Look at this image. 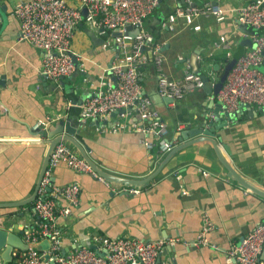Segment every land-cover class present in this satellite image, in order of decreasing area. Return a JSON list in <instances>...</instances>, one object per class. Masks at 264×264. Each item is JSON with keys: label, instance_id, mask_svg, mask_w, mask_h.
<instances>
[{"label": "crops", "instance_id": "obj_1", "mask_svg": "<svg viewBox=\"0 0 264 264\" xmlns=\"http://www.w3.org/2000/svg\"><path fill=\"white\" fill-rule=\"evenodd\" d=\"M20 1L0 0V78L4 81L0 95V121L4 122H0L1 142L28 139L29 129L33 130L34 123L46 121L48 127L58 115H67L69 105H65L61 92L63 83L73 84L71 76L59 82L40 76L44 51L20 39V22L13 14L15 5ZM67 1L80 6L79 0ZM205 1L200 0L196 4ZM232 1L221 0V4L224 7L236 6L235 1L239 0ZM162 3L174 10L183 4V0H163ZM159 15L160 10L156 8L145 18L147 27L143 23L144 28L153 34L151 28L157 24L152 20ZM198 23L202 29L194 31L185 27V21L179 19L177 32L164 30L162 24L161 34L156 36L164 42V67L169 76L182 78L188 65L194 72H206L211 67L213 74L219 76V70L223 69L225 63L222 51L211 54L212 41L221 35L227 36L233 45L234 54L240 42L253 34V30L233 15L221 22L203 18ZM89 32H93L98 43L93 41ZM211 34L214 37L209 40ZM110 35L109 32L101 33L90 28L85 22L75 30L71 50L73 56L86 63L85 74L75 77L80 92L93 91L99 77L108 72L116 50L113 47L103 48L99 41L101 38L106 40ZM199 44L204 46L200 52L203 61L197 58L192 61ZM83 76L89 79V83L84 82ZM141 80L144 93L151 98L167 122L169 138L175 144L168 152H160L157 148L148 150L145 143L147 136L142 133L102 132L92 125V129L88 130L89 139L96 157L102 161L103 169L115 175L144 181L156 176L139 193H117L111 186L88 173L77 172L65 164L59 165L54 172L55 181L59 184L75 182L80 186L78 204L71 209L70 215L58 219L63 251L69 252L76 247L93 244L94 233L110 238L130 236L143 241L177 238L175 244L165 246L159 253V264H237L227 259L226 252L256 224L264 221V198L228 178L209 143H199L180 151L174 149L181 143L176 136L189 128L188 123L195 124L199 118L213 113L210 108L214 94L200 87L175 101L161 96L152 60ZM215 100L219 102L216 97ZM246 106H249L251 114L236 117L226 127V141L233 152L228 159L246 178L264 183V106ZM130 112L128 122L144 123L134 109H130ZM8 114L16 120L25 121L28 126L11 119ZM117 118L118 114L112 112L109 125H113ZM199 149L205 150L207 154L199 156ZM5 156L3 166L11 161ZM20 160L23 158L20 157ZM203 171L208 174L204 175ZM28 191L26 187L16 190L15 194L24 195ZM61 204L65 205L66 202L61 201ZM26 208L28 206L21 210ZM205 213L214 223L208 238L215 246L194 244L203 226ZM2 220L0 214V222ZM37 220L34 209H31L19 218L21 225L18 229L26 231L35 226ZM98 248L104 252L101 247ZM19 253L14 251L13 264H16V255ZM2 262L0 260V264ZM43 264L55 263L43 261Z\"/></svg>", "mask_w": 264, "mask_h": 264}, {"label": "built area", "instance_id": "obj_2", "mask_svg": "<svg viewBox=\"0 0 264 264\" xmlns=\"http://www.w3.org/2000/svg\"><path fill=\"white\" fill-rule=\"evenodd\" d=\"M80 6L71 5L67 0H21L13 10L20 22V39L28 41L44 51L40 76L45 80L59 82L72 76L76 69L71 42L75 30L85 22L90 28L111 35L103 41V48L118 47L112 67L99 77L93 95L81 105L80 120L83 123L99 122L102 132H137L147 136L146 148H157L168 152L174 146L169 138V126L151 98L144 93L141 77L151 60L157 74L158 93L172 100L185 97L188 93L204 85L201 73L194 72L188 65L182 78L169 76L164 67V42L154 37L143 26L144 20L159 7L163 0H79ZM86 9L87 14H83ZM251 30L253 45L246 47L242 57L228 73L223 86L215 96L227 111H233L242 105L264 106V0H250L243 5L224 7L221 0H207L194 4V0H183V4L174 8L162 24L169 31L177 32L179 19L185 21V27L200 31V19L212 18L217 22L228 16ZM2 13L0 11V25ZM128 25L138 27L133 36L126 29ZM116 28L121 34L112 35ZM212 52L222 51L225 64L233 57V45L227 36L221 35L211 43ZM77 59V58H76ZM198 61L203 58L198 55ZM80 69L85 71V61ZM112 73H109V71ZM209 71V72H207ZM205 73L218 80L220 75L213 74L209 67ZM84 82L89 79L83 76ZM91 91V90H89ZM130 109H134L144 122L141 125L128 122ZM120 111L113 125H109L112 112ZM213 117V113L209 114ZM46 121L34 123L33 129L44 130ZM36 139H41V134ZM65 164L67 167L88 173L99 181L111 186L114 192L139 193L141 188H118L100 176L80 153L68 142H58L50 155L49 163L43 173L33 203L34 214L38 218L36 225L27 229L24 240L38 243L47 239L50 243V260L55 264H159L158 255L162 249L175 244L178 239H158L143 241L130 236L110 238L94 233L93 244L101 247L104 254L97 253L89 246L76 247L64 252L61 231L58 225L60 217H67L71 209L79 202L80 186L72 182L59 184L54 179L55 169ZM204 175L208 172L203 171ZM65 201L66 204H61ZM214 229L210 216L203 215V226L197 235L195 245L215 246L208 235ZM100 250V248H99ZM264 221L256 224L241 241L227 250L228 260L237 264H264ZM42 252L30 247L16 255V264H43Z\"/></svg>", "mask_w": 264, "mask_h": 264}, {"label": "water", "instance_id": "obj_3", "mask_svg": "<svg viewBox=\"0 0 264 264\" xmlns=\"http://www.w3.org/2000/svg\"><path fill=\"white\" fill-rule=\"evenodd\" d=\"M247 1L248 0H239L238 2L235 1V3L237 5H243ZM197 2H200V0H196L194 4ZM158 9L160 10V15L152 20L157 26L155 28L151 26L153 27L151 29L154 32V34L152 33L154 37L161 34V26L165 17L173 12V9L165 3H162V1ZM163 9H165V11H163ZM83 14H87L86 9H83ZM126 29L128 33L133 36L139 32L138 27H133L131 25H128ZM164 30L168 29L164 27ZM89 33L95 42V35L93 32ZM118 34H121L119 28L112 31V35ZM213 37L214 34H211L209 40ZM103 41L104 39L101 38L99 43H103ZM95 43H98V41ZM252 45L253 42L251 38H245L240 42L233 57L223 67L218 80L214 81L207 73L197 70L198 73H201L204 80V85L202 87L206 89L208 93L212 92L214 94L213 103L210 108L211 111H213V117L207 115L203 118H199L195 124L188 123L189 128L179 132L176 136V139L181 143L176 145L174 149L180 151L199 143H209L225 175L233 181H236L239 186L264 198V183L259 180L253 182L246 178L228 159V157L233 155V152L226 141V127L229 122L233 121L236 117L244 116L247 113L251 114L248 109L249 106L241 104L237 109L227 111L222 103L216 102L215 100V96L221 90L230 70L242 57L245 48L251 47ZM203 47H201L200 44L197 45L191 59L192 61L200 55ZM115 50L117 55L119 52L118 47H116ZM74 61L76 69L71 76L73 84L66 85L63 83V91L61 92L62 100L65 102V105H69L66 112L67 115H58V117L54 118V120L52 119L53 122L42 131L38 129H29V135H27V137H29L28 139L0 141V214L1 217L3 216V220L0 222V260L3 261L2 264H13L15 257L14 251H26L30 247L45 252L43 256L44 261H51L53 263V261L50 260V253H48L51 243L47 239L33 244L25 242L23 237L25 230L18 229L21 225L18 220L28 214L31 209L33 210L37 189L49 163L50 155L58 142L65 141L70 143L100 176L118 188H142L148 186L150 181L156 176L148 177L146 181H144L115 175L101 167L102 161L96 157L89 139L90 134H88V130L92 129V125L98 127L99 122L91 121L90 124H86L80 120L81 105L86 98L93 95V92L89 90L79 91L75 77L79 74L84 75L85 71L80 69V62L75 56ZM111 67L112 62L109 64V68ZM109 73H112V71L110 70ZM3 86L4 81L0 78V95L2 94L1 87ZM171 101L175 100L171 99ZM119 112L120 111H114V114L116 115ZM8 116L14 119L11 114H8ZM14 120L28 126L25 121ZM0 122L4 123L3 120ZM10 125L14 124L10 123ZM39 133L41 134L40 140L35 138ZM197 154L199 156H205L207 153L205 150L199 149ZM5 155H7L11 161L10 163L6 162L7 164L3 166L2 160L6 158ZM20 157H22L23 160H20ZM26 187L29 188L28 193L32 190L29 195L28 193L24 195L15 194L16 190ZM27 206L28 208L24 211L21 210L23 207ZM89 247L101 255L104 254L95 244H91Z\"/></svg>", "mask_w": 264, "mask_h": 264}, {"label": "trees", "instance_id": "obj_4", "mask_svg": "<svg viewBox=\"0 0 264 264\" xmlns=\"http://www.w3.org/2000/svg\"><path fill=\"white\" fill-rule=\"evenodd\" d=\"M110 33V32H109ZM224 63L226 62V60L223 61ZM262 69H264V67H262ZM219 72H222V70H219Z\"/></svg>", "mask_w": 264, "mask_h": 264}, {"label": "rangeland", "instance_id": "obj_5", "mask_svg": "<svg viewBox=\"0 0 264 264\" xmlns=\"http://www.w3.org/2000/svg\"><path fill=\"white\" fill-rule=\"evenodd\" d=\"M145 26L147 27V20L144 21Z\"/></svg>", "mask_w": 264, "mask_h": 264}, {"label": "bare ground", "instance_id": "obj_6", "mask_svg": "<svg viewBox=\"0 0 264 264\" xmlns=\"http://www.w3.org/2000/svg\"><path fill=\"white\" fill-rule=\"evenodd\" d=\"M158 152V151H157Z\"/></svg>", "mask_w": 264, "mask_h": 264}]
</instances>
